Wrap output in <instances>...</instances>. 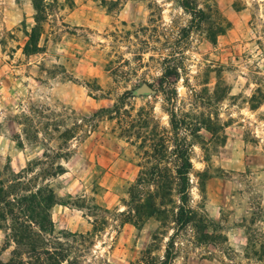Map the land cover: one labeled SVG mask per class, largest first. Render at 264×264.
I'll list each match as a JSON object with an SVG mask.
<instances>
[{
    "label": "rangeland",
    "instance_id": "rangeland-1",
    "mask_svg": "<svg viewBox=\"0 0 264 264\" xmlns=\"http://www.w3.org/2000/svg\"><path fill=\"white\" fill-rule=\"evenodd\" d=\"M192 2L204 12L200 23L181 0H57L41 49L25 54L32 0H0L1 177L44 160V150L62 152L45 160L65 170L51 180L55 232L86 239L92 220L106 218L89 241L65 240L83 264H142L148 247L164 254L173 225L150 219L138 229L118 213L153 162L142 134L160 129L171 146L172 118L184 122L191 147L189 205L213 220L207 231L218 239L200 243L182 231L171 264H262L254 252L264 235V0ZM119 100L126 126L134 125L127 133L119 119L97 117L62 145L64 128Z\"/></svg>",
    "mask_w": 264,
    "mask_h": 264
},
{
    "label": "trees",
    "instance_id": "trees-1",
    "mask_svg": "<svg viewBox=\"0 0 264 264\" xmlns=\"http://www.w3.org/2000/svg\"><path fill=\"white\" fill-rule=\"evenodd\" d=\"M57 6V0H32L34 10V24L29 32H26L27 40L24 45V53L38 52L40 36L43 24L46 21L49 10ZM181 6L193 16L199 23L204 20V12L195 10L192 0H181ZM122 101H118L111 108H100L89 119L79 118L69 128H64L59 134L62 145L67 144L76 137V130L84 122L94 118L119 119V127L122 133H127L130 127H134L122 116L126 113L121 109ZM77 119V118H76ZM148 119H144V127ZM83 125V124H82ZM143 127V126H142ZM172 131L171 146L165 143L160 136V129L154 128L149 133L142 134L143 141H150L149 154L151 160L139 170L134 182L128 187V200L125 203L126 210L119 212L123 223H130L136 228L142 226L150 219H155L160 227L167 224L173 225V233L168 237L161 257L153 255V248L148 247L142 253V264H171L175 246V238L188 228L194 232V236L200 243L215 242L216 233L208 232L213 220L201 212L195 211L189 205V173L192 168L190 146L185 136H181V130L186 129L184 122L170 120ZM164 131V130H163ZM47 133H49L47 131ZM37 137V132L36 136ZM61 148V147H60ZM63 157L62 152L44 150L42 159L29 161L19 172L12 173L10 169H4L5 178L0 172V229L5 230L4 249L11 247L9 258L6 261L0 259V264H83L80 256L73 255V246L67 241L72 237L86 241L90 236L97 235L103 229L106 218L92 220V230L87 232V238L83 234H72L65 231L55 232L51 219V209L59 204V198L52 187L51 180L65 172L64 167L56 162H45L50 157ZM172 161L169 165L167 161ZM107 213V209L94 205ZM64 239V241H63ZM255 250L257 259L264 264V235ZM66 240V241H65ZM152 240H156L154 234ZM251 241V247L256 244Z\"/></svg>",
    "mask_w": 264,
    "mask_h": 264
},
{
    "label": "water",
    "instance_id": "water-1",
    "mask_svg": "<svg viewBox=\"0 0 264 264\" xmlns=\"http://www.w3.org/2000/svg\"><path fill=\"white\" fill-rule=\"evenodd\" d=\"M142 92H150L151 91V88L147 85V84H144L141 89H140Z\"/></svg>",
    "mask_w": 264,
    "mask_h": 264
}]
</instances>
